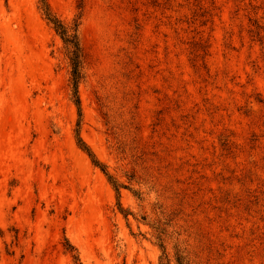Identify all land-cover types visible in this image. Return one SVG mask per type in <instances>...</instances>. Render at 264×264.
Wrapping results in <instances>:
<instances>
[{
    "label": "rangeland",
    "instance_id": "rangeland-1",
    "mask_svg": "<svg viewBox=\"0 0 264 264\" xmlns=\"http://www.w3.org/2000/svg\"><path fill=\"white\" fill-rule=\"evenodd\" d=\"M45 1L79 106L40 0H0V264H264V0Z\"/></svg>",
    "mask_w": 264,
    "mask_h": 264
},
{
    "label": "trees",
    "instance_id": "trees-1",
    "mask_svg": "<svg viewBox=\"0 0 264 264\" xmlns=\"http://www.w3.org/2000/svg\"><path fill=\"white\" fill-rule=\"evenodd\" d=\"M40 10L42 12V15L44 19L47 21L49 25L52 26L53 30L60 36L62 39L64 45L68 48V60L71 67L70 72V84L72 87L73 97H74V103L78 107L79 101L77 96V86L79 84V81L82 79V60H83V54L82 49L79 44L78 36H77V26L78 23L75 21L73 25L72 30H68L66 26L54 15V13L51 11L49 5L45 0H40ZM79 110V108H78ZM78 143L79 147L82 151H84L88 157L90 158L92 164L94 166L100 167L103 169L102 164L95 158V156L92 154L91 150L88 148V146L81 140V138L78 136ZM115 190H117L118 186L117 184H113ZM159 241V247L164 253V244L163 240L160 238V236L157 237ZM76 262H78V258L76 256L73 257ZM176 263H179V257L175 256Z\"/></svg>",
    "mask_w": 264,
    "mask_h": 264
}]
</instances>
